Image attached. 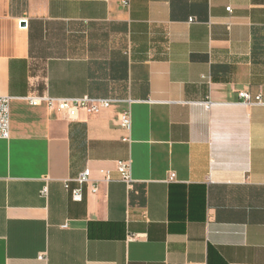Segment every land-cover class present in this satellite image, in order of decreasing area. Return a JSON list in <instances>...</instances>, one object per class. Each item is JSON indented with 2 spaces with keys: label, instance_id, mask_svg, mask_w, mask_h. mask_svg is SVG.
<instances>
[{
  "label": "crops",
  "instance_id": "obj_1",
  "mask_svg": "<svg viewBox=\"0 0 264 264\" xmlns=\"http://www.w3.org/2000/svg\"><path fill=\"white\" fill-rule=\"evenodd\" d=\"M0 96V264H264V0H0Z\"/></svg>",
  "mask_w": 264,
  "mask_h": 264
},
{
  "label": "built area",
  "instance_id": "obj_2",
  "mask_svg": "<svg viewBox=\"0 0 264 264\" xmlns=\"http://www.w3.org/2000/svg\"><path fill=\"white\" fill-rule=\"evenodd\" d=\"M227 12H230L228 7ZM238 103L245 106H253L262 104L260 96L252 97L246 91L237 92ZM28 103L32 106H38L45 104L49 109H53L58 112L62 117L69 121L77 120L81 111L87 114H96L102 110L108 109L112 105V101L106 99H92L89 97L82 98H53L48 96H28L26 98ZM9 103L10 98L7 96H0V139L7 140L9 138ZM126 108L123 109L120 116V127L126 132V136L123 138L124 142L130 141L131 131V112L130 103H126ZM212 103L206 102L205 107L209 109ZM116 170L119 174V180L127 187L132 188L134 180L131 176V165L129 161H117ZM102 181L107 183L111 181V176L108 171L102 172ZM71 183L74 186H71ZM90 186V193L95 194L98 190V184L93 182L91 178L90 170L85 168L78 173L74 178L64 181V189L69 192L72 201L81 202L83 199L85 187ZM41 195H47V187L41 190ZM62 227H66V224ZM41 261H46V253H42L38 256Z\"/></svg>",
  "mask_w": 264,
  "mask_h": 264
},
{
  "label": "water",
  "instance_id": "obj_3",
  "mask_svg": "<svg viewBox=\"0 0 264 264\" xmlns=\"http://www.w3.org/2000/svg\"><path fill=\"white\" fill-rule=\"evenodd\" d=\"M21 25L24 26V22L23 21L21 22Z\"/></svg>",
  "mask_w": 264,
  "mask_h": 264
}]
</instances>
